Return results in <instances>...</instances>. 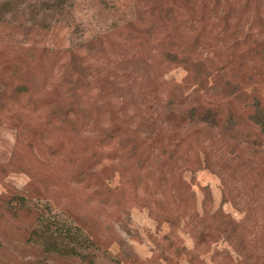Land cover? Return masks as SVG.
<instances>
[{"label": "rangeland", "instance_id": "obj_1", "mask_svg": "<svg viewBox=\"0 0 264 264\" xmlns=\"http://www.w3.org/2000/svg\"><path fill=\"white\" fill-rule=\"evenodd\" d=\"M257 105L264 0H0V264H264Z\"/></svg>", "mask_w": 264, "mask_h": 264}, {"label": "trees", "instance_id": "obj_2", "mask_svg": "<svg viewBox=\"0 0 264 264\" xmlns=\"http://www.w3.org/2000/svg\"><path fill=\"white\" fill-rule=\"evenodd\" d=\"M257 106H259V110L256 112L254 120H255V122L257 124H262L263 122L261 121V119L264 118V109L262 107L260 108V105H257ZM68 236H70V235H68ZM68 236L62 237V238H64V239H62V243L65 246H69L70 242H72L71 238L67 239ZM58 250H60V251H62L64 253H67V252H76V253H78V250H76L75 248H69V247H59ZM84 257L85 256H83V258Z\"/></svg>", "mask_w": 264, "mask_h": 264}]
</instances>
